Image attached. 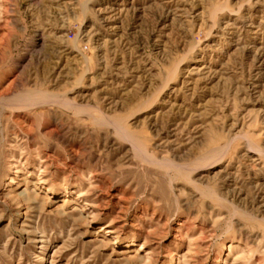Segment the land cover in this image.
<instances>
[{"label":"rangeland","instance_id":"rangeland-1","mask_svg":"<svg viewBox=\"0 0 264 264\" xmlns=\"http://www.w3.org/2000/svg\"><path fill=\"white\" fill-rule=\"evenodd\" d=\"M0 264H264V0H0Z\"/></svg>","mask_w":264,"mask_h":264},{"label":"bare ground","instance_id":"bare-ground-1","mask_svg":"<svg viewBox=\"0 0 264 264\" xmlns=\"http://www.w3.org/2000/svg\"><path fill=\"white\" fill-rule=\"evenodd\" d=\"M257 80H258V79H257ZM257 80L255 81V82H256V85L254 84V85H255V86H254L255 88L258 87V85H257V82H258V81H257Z\"/></svg>","mask_w":264,"mask_h":264}]
</instances>
